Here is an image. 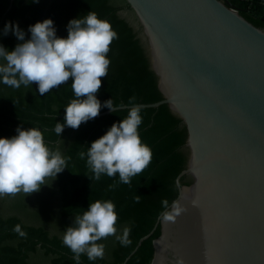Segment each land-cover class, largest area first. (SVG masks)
Returning a JSON list of instances; mask_svg holds the SVG:
<instances>
[{"label":"water","instance_id":"1","mask_svg":"<svg viewBox=\"0 0 264 264\" xmlns=\"http://www.w3.org/2000/svg\"><path fill=\"white\" fill-rule=\"evenodd\" d=\"M127 2L163 94L135 104L181 118L187 163L169 204L183 211L124 264L158 225L150 264H264V21L232 0Z\"/></svg>","mask_w":264,"mask_h":264},{"label":"trees","instance_id":"2","mask_svg":"<svg viewBox=\"0 0 264 264\" xmlns=\"http://www.w3.org/2000/svg\"><path fill=\"white\" fill-rule=\"evenodd\" d=\"M234 1L242 11L264 21L258 0ZM91 11L108 21L119 37L110 45L108 76L101 78L102 87L96 94L101 104L110 99L113 106L129 104L132 97L135 103L161 99L163 94L141 28L136 26L127 0H0V45L11 51L21 43L14 34H3L8 22L18 23L27 40L31 38L29 26L50 18L57 36L66 38L69 22ZM75 98L71 79L44 96L39 94L35 83L19 89L0 83V138L17 135L20 126L37 128L43 132L48 146L66 158L68 166L37 193L0 197V264H76L74 254L62 242L64 231L73 224L76 215L97 200H111L116 205L118 234L127 227L131 243L123 246L110 236L98 242L105 246L103 259L90 261L81 255V264H124L139 238L154 228L164 212L162 200L167 199L170 204L178 194L176 176L187 163V129L167 103L141 106L143 122L139 134L142 143L151 148L153 157L148 168L128 185L119 183L118 175L115 178L102 175L96 180L87 166V156L82 159L80 153L86 154L93 141L106 134L114 123L122 122L130 107L99 115L82 123L79 129L65 126L58 136L55 125L64 123L65 108ZM105 109L102 107L101 111ZM181 182L189 183L190 179L185 175ZM114 183L118 186L109 190V185ZM137 195L141 196L139 203L134 199ZM17 224L27 233L26 238L13 231ZM159 233L160 225L125 264H150L153 239Z\"/></svg>","mask_w":264,"mask_h":264},{"label":"clouds","instance_id":"3","mask_svg":"<svg viewBox=\"0 0 264 264\" xmlns=\"http://www.w3.org/2000/svg\"><path fill=\"white\" fill-rule=\"evenodd\" d=\"M28 31L31 38L25 40L26 33L18 23L5 25L3 34L12 33L21 43L11 51L0 45V83L15 89L35 83L44 96L71 79L76 98L65 108L64 123L55 125L58 136L65 126L79 129L82 123L96 118L102 107L116 110L112 99L101 104L96 95L102 87L101 78L108 76L110 45L119 38L108 21L91 11L69 22L66 38L57 36L50 18L29 26ZM129 104L133 106L127 117L93 141L86 154L80 153L82 159L87 156V166L96 180L102 175H118L119 183L131 185L132 178L142 174L152 161V150L142 143L139 134L143 122L141 106L135 104V97L130 98ZM16 132L11 138H0V197L37 193L68 168L66 158L48 146L41 130L20 126ZM117 186L109 185V190ZM140 197L134 198L136 203ZM161 203L166 210L160 216L164 222H174L183 211L178 203L174 202L171 208L167 199ZM118 221L116 205L111 200H97L75 216L73 224L64 231L62 242L74 254L76 264H81V255L90 261L103 259L105 246L98 242L110 236L123 246L131 243L127 227L118 234ZM13 231L20 237L27 236L19 224Z\"/></svg>","mask_w":264,"mask_h":264},{"label":"crops","instance_id":"4","mask_svg":"<svg viewBox=\"0 0 264 264\" xmlns=\"http://www.w3.org/2000/svg\"><path fill=\"white\" fill-rule=\"evenodd\" d=\"M259 4H260V12L262 13V15L264 16V3L261 2V0H258ZM239 4V3H238Z\"/></svg>","mask_w":264,"mask_h":264},{"label":"rangeland","instance_id":"5","mask_svg":"<svg viewBox=\"0 0 264 264\" xmlns=\"http://www.w3.org/2000/svg\"><path fill=\"white\" fill-rule=\"evenodd\" d=\"M123 14H124V15H128V13H127L126 11H123ZM129 17H130V16H129Z\"/></svg>","mask_w":264,"mask_h":264},{"label":"built area","instance_id":"6","mask_svg":"<svg viewBox=\"0 0 264 264\" xmlns=\"http://www.w3.org/2000/svg\"><path fill=\"white\" fill-rule=\"evenodd\" d=\"M233 2H235L234 0H232ZM235 3H237V2H235ZM238 4V3H237Z\"/></svg>","mask_w":264,"mask_h":264}]
</instances>
